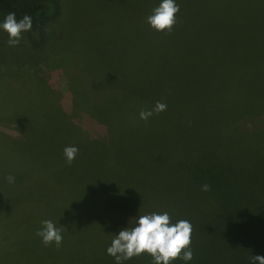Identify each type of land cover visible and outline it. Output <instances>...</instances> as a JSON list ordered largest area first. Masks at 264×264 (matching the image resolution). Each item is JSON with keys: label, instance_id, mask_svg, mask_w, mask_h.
Returning a JSON list of instances; mask_svg holds the SVG:
<instances>
[{"label": "trees", "instance_id": "1", "mask_svg": "<svg viewBox=\"0 0 264 264\" xmlns=\"http://www.w3.org/2000/svg\"><path fill=\"white\" fill-rule=\"evenodd\" d=\"M249 1L248 8H234V0H176L177 23L171 33H161L168 36V50L166 43L154 45L146 30L127 23L130 18L131 24L147 20L161 0H102L94 12L91 9L94 29L86 28L84 21L80 22L84 31L76 28L85 45L106 38L111 55L106 51L95 58L101 65L103 94L131 133L144 137V142L157 137L158 148L181 149L179 156L165 157L162 151L145 157L155 189L161 188L164 170L185 171L189 180L188 206L195 211L190 218L194 258L173 264H253L251 257L264 256V125H256L258 120L264 124V94L254 93L264 86V0ZM63 3L0 0V21L10 12L17 19L31 16L29 45L41 52L48 25L61 14ZM77 3L78 9L72 11L78 19L79 7L88 3ZM235 87H249L254 94L237 114ZM157 101L166 103L167 110L141 120L140 111L151 110ZM245 117L254 121L240 129ZM170 158L173 161L165 163ZM204 184L210 185L209 192L201 190ZM146 198L132 212L140 209L146 214L150 208L170 212L159 198L145 202ZM201 204L207 207L200 209ZM247 218L252 222L249 228ZM97 238L91 244L111 243L107 236ZM211 246L214 256L201 251Z\"/></svg>", "mask_w": 264, "mask_h": 264}, {"label": "rangeland", "instance_id": "2", "mask_svg": "<svg viewBox=\"0 0 264 264\" xmlns=\"http://www.w3.org/2000/svg\"><path fill=\"white\" fill-rule=\"evenodd\" d=\"M78 1L63 0L61 14L48 25L41 52L30 47L26 33L19 46L10 47L8 34L0 29V264H116L107 254L111 243L91 244V240L107 236L112 241L114 234L130 227L140 213L145 214L140 209L132 212L144 198L164 201L173 223L190 221L195 213L188 206L185 171L164 170L160 190L153 180L149 182L147 154L154 157L164 151L165 157L179 156L181 149L158 148L154 136L145 142L144 137L134 136L104 97L101 65L95 58L109 50L106 38L85 45V37L76 30L84 31L82 21L85 27L92 25V11L102 0H87V10L79 7L77 19L72 9H78ZM251 4L234 0V8ZM142 21L131 24L130 18L127 23L132 29L146 30L154 45L161 40L167 49L168 36ZM260 88L254 93L264 94V86ZM250 94L254 95L249 87L234 88L235 114L250 102ZM198 121L204 126V119ZM252 121L245 117L239 128L251 127ZM66 146L79 149L71 165L63 155ZM9 175L15 177L14 183L6 180ZM151 190L153 194L147 195ZM152 212L150 208L146 214ZM45 219L66 228L59 248L45 247L36 236ZM251 225L247 218L245 228ZM201 251L210 257L215 252L212 246ZM124 264H152V257L143 254Z\"/></svg>", "mask_w": 264, "mask_h": 264}, {"label": "clouds", "instance_id": "3", "mask_svg": "<svg viewBox=\"0 0 264 264\" xmlns=\"http://www.w3.org/2000/svg\"><path fill=\"white\" fill-rule=\"evenodd\" d=\"M180 7L176 0H161L158 6L154 7L146 22L151 28L158 32L171 33L177 23V14ZM33 28L32 17L24 14L17 19L14 12L6 15L0 23V29L8 34V45L17 47L20 45L22 34L31 31ZM167 110V104L157 101L151 110L142 109L139 113L140 119L147 121L153 114H160ZM79 149L75 146H66L63 155L66 162L71 165L75 160ZM9 183L15 182V177H6ZM204 192H209V184L202 185ZM131 226L113 235L111 245L107 248V254L114 257L116 264H124V261L133 259L143 254L152 257V264H173L175 260L191 261L194 258L191 249V237L193 226L190 221L180 219L173 223L170 214L152 212L141 214L138 219L130 222ZM66 228L56 227L50 219L41 222V228L36 231V236L41 238L45 247L52 246L59 248L63 243L62 231ZM253 264H264V256L250 258Z\"/></svg>", "mask_w": 264, "mask_h": 264}]
</instances>
